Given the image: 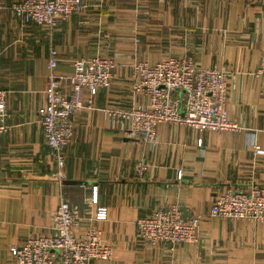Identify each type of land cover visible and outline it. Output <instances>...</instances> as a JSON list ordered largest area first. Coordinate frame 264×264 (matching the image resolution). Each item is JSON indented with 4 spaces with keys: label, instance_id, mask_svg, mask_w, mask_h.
<instances>
[{
    "label": "crops",
    "instance_id": "0c3cea01",
    "mask_svg": "<svg viewBox=\"0 0 264 264\" xmlns=\"http://www.w3.org/2000/svg\"><path fill=\"white\" fill-rule=\"evenodd\" d=\"M16 1L0 0V88L8 109L0 137V264H16L10 248L28 236L53 233L61 198L82 218L78 234L95 227L113 246L111 259L93 264H264V221L210 213L227 189L264 185V154L254 150V144L264 149V80L255 75L264 56V0H83L81 13L54 27L17 17ZM51 47L68 93L77 59L101 53L118 62L112 86L95 97L97 109L74 117L64 178L54 176L57 159L40 122ZM171 55L226 71L228 114L241 130L163 123L151 144L101 110L147 105V96L132 90V64ZM171 205L201 217L198 241L172 250L142 240L138 220ZM100 206L108 216L97 221Z\"/></svg>",
    "mask_w": 264,
    "mask_h": 264
},
{
    "label": "built area",
    "instance_id": "2783aa9c",
    "mask_svg": "<svg viewBox=\"0 0 264 264\" xmlns=\"http://www.w3.org/2000/svg\"><path fill=\"white\" fill-rule=\"evenodd\" d=\"M17 17L25 22L54 27L84 9L83 0H18L11 6ZM57 50L50 48L47 103L40 112V122L46 142L57 159L59 170L55 177L64 178L65 150L75 140L74 117L86 109H97L95 97L100 89L113 84L118 62L112 55L97 53L74 61L69 80L71 92L64 91L62 76L56 73ZM132 90L147 96L145 106L101 109L129 135L146 143L158 142L157 128L173 123L198 131L237 132L242 127L229 117L227 100L231 87L225 70L201 67L192 56H167L154 63L135 61L132 64ZM255 75L264 80V56ZM87 94L88 99L83 95ZM7 92L0 88V137L7 131ZM202 140H199V143ZM256 154L264 149L254 144ZM147 169L144 161L138 171ZM92 201L98 202L97 186ZM211 215L238 220L264 221V185L248 188H229L218 195ZM53 233L28 236L10 248L16 264H93L91 260H109L113 246L104 242L101 231L89 228L78 234L81 217L70 203L61 198L52 212ZM106 207L97 209L95 220H106ZM201 217L185 216L176 205L158 206L152 214L137 222L138 236L151 245L164 244L170 249L181 243H195L199 239Z\"/></svg>",
    "mask_w": 264,
    "mask_h": 264
},
{
    "label": "water",
    "instance_id": "95a60500",
    "mask_svg": "<svg viewBox=\"0 0 264 264\" xmlns=\"http://www.w3.org/2000/svg\"><path fill=\"white\" fill-rule=\"evenodd\" d=\"M94 261H95V260H94V259H92V260H91V263H93Z\"/></svg>",
    "mask_w": 264,
    "mask_h": 264
}]
</instances>
